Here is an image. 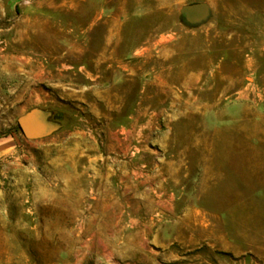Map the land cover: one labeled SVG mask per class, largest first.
I'll use <instances>...</instances> for the list:
<instances>
[{
	"label": "rangeland",
	"instance_id": "rangeland-1",
	"mask_svg": "<svg viewBox=\"0 0 264 264\" xmlns=\"http://www.w3.org/2000/svg\"><path fill=\"white\" fill-rule=\"evenodd\" d=\"M193 1L0 0V264H264V0Z\"/></svg>",
	"mask_w": 264,
	"mask_h": 264
},
{
	"label": "water",
	"instance_id": "water-1",
	"mask_svg": "<svg viewBox=\"0 0 264 264\" xmlns=\"http://www.w3.org/2000/svg\"><path fill=\"white\" fill-rule=\"evenodd\" d=\"M182 14L187 23L197 25L209 19L210 8L204 1L188 3L183 6ZM18 125L27 138L48 135L59 127L55 122L48 120V112L38 108H34L20 116Z\"/></svg>",
	"mask_w": 264,
	"mask_h": 264
},
{
	"label": "crops",
	"instance_id": "crops-1",
	"mask_svg": "<svg viewBox=\"0 0 264 264\" xmlns=\"http://www.w3.org/2000/svg\"><path fill=\"white\" fill-rule=\"evenodd\" d=\"M193 2H199L198 0H194Z\"/></svg>",
	"mask_w": 264,
	"mask_h": 264
},
{
	"label": "bare ground",
	"instance_id": "bare-ground-1",
	"mask_svg": "<svg viewBox=\"0 0 264 264\" xmlns=\"http://www.w3.org/2000/svg\"><path fill=\"white\" fill-rule=\"evenodd\" d=\"M256 42V41H255ZM200 69V68H199Z\"/></svg>",
	"mask_w": 264,
	"mask_h": 264
}]
</instances>
